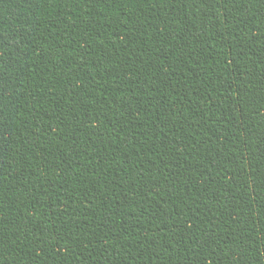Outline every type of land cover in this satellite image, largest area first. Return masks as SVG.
Here are the masks:
<instances>
[{"label": "trees", "instance_id": "1", "mask_svg": "<svg viewBox=\"0 0 264 264\" xmlns=\"http://www.w3.org/2000/svg\"><path fill=\"white\" fill-rule=\"evenodd\" d=\"M0 264H264V0H0Z\"/></svg>", "mask_w": 264, "mask_h": 264}, {"label": "snow or ice", "instance_id": "2", "mask_svg": "<svg viewBox=\"0 0 264 264\" xmlns=\"http://www.w3.org/2000/svg\"><path fill=\"white\" fill-rule=\"evenodd\" d=\"M225 2H227V0H225Z\"/></svg>", "mask_w": 264, "mask_h": 264}]
</instances>
